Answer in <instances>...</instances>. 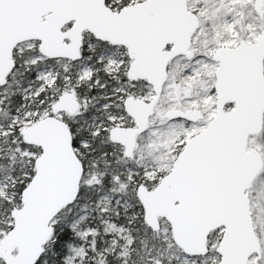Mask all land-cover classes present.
I'll return each instance as SVG.
<instances>
[{"label": "snow or ice", "instance_id": "1", "mask_svg": "<svg viewBox=\"0 0 264 264\" xmlns=\"http://www.w3.org/2000/svg\"><path fill=\"white\" fill-rule=\"evenodd\" d=\"M0 264H264V0H0Z\"/></svg>", "mask_w": 264, "mask_h": 264}]
</instances>
